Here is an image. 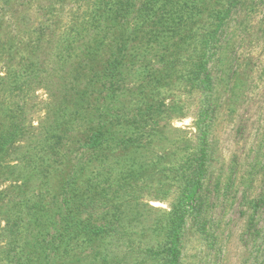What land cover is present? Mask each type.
I'll return each mask as SVG.
<instances>
[{"label": "rangeland", "instance_id": "obj_1", "mask_svg": "<svg viewBox=\"0 0 264 264\" xmlns=\"http://www.w3.org/2000/svg\"><path fill=\"white\" fill-rule=\"evenodd\" d=\"M96 2L103 0H0V133L15 123L21 133L0 154V264H136L142 247L164 239V230L153 227L180 196L181 183L170 170L198 146L196 122L206 95L179 76L144 95L139 90L147 76L171 69L160 58L164 43L185 51L172 68L178 73L189 67L193 47L180 50L171 32L153 45L149 37L139 41L123 35L128 19L103 15L107 46L93 56L100 36L94 15L102 7ZM126 38V79L110 105L128 114L147 95L162 115L149 147L109 155L112 161L145 163L133 186L111 195L126 209L119 225L125 234L91 245L80 237L67 251L46 250L41 240L54 231L50 222L59 218L62 185L88 130L80 116L103 101L104 64ZM212 52L209 171L202 214L187 218L182 264H264V0H239Z\"/></svg>", "mask_w": 264, "mask_h": 264}, {"label": "trees", "instance_id": "obj_2", "mask_svg": "<svg viewBox=\"0 0 264 264\" xmlns=\"http://www.w3.org/2000/svg\"><path fill=\"white\" fill-rule=\"evenodd\" d=\"M209 1L212 3H208ZM238 2L239 0H142V4L137 7L134 0H103L102 5H97L96 2L97 6H102L94 15L97 16L95 25L100 36L97 37L99 39H94L91 55H97L99 50L107 46L106 36L102 34L106 30L100 23L104 16H109V19H128V24L127 21L124 23L127 32L123 35L136 36L139 41L149 37L151 45L159 43L161 36L171 32L177 37L175 45L180 50L189 44L193 47L186 63L189 67L182 73L174 72V63L181 61V54L185 51H176L171 43H164L160 58L171 69L147 76L139 91L144 95L148 90L160 89L170 84L179 76V79L183 78L191 86L199 87L206 95L196 122L198 146L195 151H186L178 166L170 170L174 179L181 183L180 196L166 213V217L153 227L154 231L158 228L164 230V239L155 246L142 247L138 251L140 259L136 264H182L183 234L187 218L190 215L198 218L202 214V191L209 171V130L206 120L211 108L209 97L213 88L210 61L214 52L211 54V51L216 47L218 34ZM207 22L210 23L208 27ZM128 42L127 38L119 42L116 52L104 64L102 72L107 81L104 82L103 101H97V106L92 109L95 112L90 111L80 116L87 122L88 130L78 141L74 157L76 161L72 163L74 169L62 185L61 202L56 211L59 218L50 222L54 231L50 233L51 238L41 240V243H46V247H43L46 250L55 252L57 247H61L63 251H67L80 237L91 245L95 240L108 236L122 240L121 237L125 234L119 230V225L123 222L126 209L122 201L116 203L111 195L115 192L120 195L122 188L133 186V180L142 175L145 163L125 159L123 162L119 159L112 161V156L109 155H114L116 150L139 153L149 147L150 139L158 130V119L162 115L159 105L147 100V95L128 114L120 107L110 105L118 98L120 84L126 79L124 69L128 57ZM82 105L83 103L80 104ZM82 111L75 110L76 113ZM65 115L71 116L67 112ZM19 130L20 126L15 123L10 126L9 131L0 133V154L14 142V138L20 136ZM124 201L127 199L124 198ZM258 202H254V208H258ZM107 206L110 209L103 210ZM89 207L91 210H87ZM97 208L102 210L97 212ZM201 230L206 231L205 222L201 224ZM95 255L105 259L107 254L97 250Z\"/></svg>", "mask_w": 264, "mask_h": 264}]
</instances>
